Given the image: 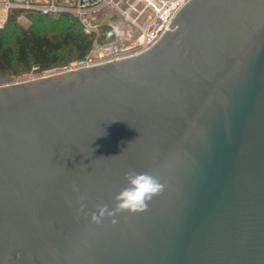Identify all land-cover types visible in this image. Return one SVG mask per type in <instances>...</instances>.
Instances as JSON below:
<instances>
[{"label":"water","instance_id":"95a60500","mask_svg":"<svg viewBox=\"0 0 264 264\" xmlns=\"http://www.w3.org/2000/svg\"><path fill=\"white\" fill-rule=\"evenodd\" d=\"M130 170L162 192L93 222ZM0 264H264V0H188L137 54L0 79Z\"/></svg>","mask_w":264,"mask_h":264},{"label":"built area","instance_id":"2783aa9c","mask_svg":"<svg viewBox=\"0 0 264 264\" xmlns=\"http://www.w3.org/2000/svg\"><path fill=\"white\" fill-rule=\"evenodd\" d=\"M186 1L188 0H0V30L6 27L16 12V22L23 27L31 25L29 15L32 13L53 16L63 12L73 14L79 18L87 33L96 34L87 57L60 71L74 70L134 55L149 48L162 36L177 10ZM138 5H142V8L139 9ZM107 8L119 11L140 31L139 48L136 51L120 49L114 43H101L97 29L87 25L86 18L98 15ZM54 72L59 71L54 69L45 73Z\"/></svg>","mask_w":264,"mask_h":264},{"label":"trees","instance_id":"16d2710c","mask_svg":"<svg viewBox=\"0 0 264 264\" xmlns=\"http://www.w3.org/2000/svg\"><path fill=\"white\" fill-rule=\"evenodd\" d=\"M18 12L0 30V75L18 77L37 71L60 70L83 60L92 49L95 33H87L68 12L56 16L30 14L27 28L16 22ZM102 26L98 40L108 43L112 31Z\"/></svg>","mask_w":264,"mask_h":264},{"label":"clouds","instance_id":"9594fccd","mask_svg":"<svg viewBox=\"0 0 264 264\" xmlns=\"http://www.w3.org/2000/svg\"><path fill=\"white\" fill-rule=\"evenodd\" d=\"M125 179L127 187L121 189L115 195V206L109 208L108 205L98 206V214H91L92 221L99 224L105 216L112 217V223H117L114 218L120 213L127 212L129 214L143 213L148 209L152 199L159 195L163 190L161 182L147 172L137 173L135 171H127Z\"/></svg>","mask_w":264,"mask_h":264},{"label":"rangeland","instance_id":"374dc122","mask_svg":"<svg viewBox=\"0 0 264 264\" xmlns=\"http://www.w3.org/2000/svg\"><path fill=\"white\" fill-rule=\"evenodd\" d=\"M138 8L141 9L142 5H138ZM132 17H135V14H132ZM79 22L81 23L80 20ZM86 23L90 28H96L99 34L102 26H107L110 29L109 31H112V35L107 37L110 40V42L108 43H114L120 49L136 51L139 48V38L141 35L140 31L132 24V22L128 18L123 16L116 9L107 8L98 15L86 18ZM81 25L83 24L81 23ZM45 74L47 73L32 71L29 74L18 77H8L0 75V79L12 78L15 82H22L43 77L45 76Z\"/></svg>","mask_w":264,"mask_h":264}]
</instances>
